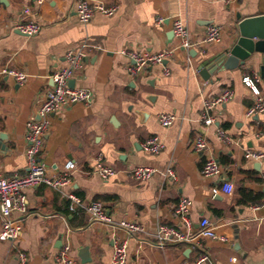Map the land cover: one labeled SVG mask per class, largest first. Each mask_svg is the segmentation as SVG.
I'll return each instance as SVG.
<instances>
[{
  "label": "crops",
  "instance_id": "0c3cea01",
  "mask_svg": "<svg viewBox=\"0 0 264 264\" xmlns=\"http://www.w3.org/2000/svg\"><path fill=\"white\" fill-rule=\"evenodd\" d=\"M37 1L0 0V69L27 75L21 85L0 77V133L7 136L0 141V177L25 174L27 124L38 119V107L53 86L50 76L66 65L65 54L84 45L86 57L69 86L89 91L92 102L49 117L41 165L49 177L67 161L77 170L61 189L41 185L23 191L28 214L13 216L22 227L15 246L29 264H57L55 256L65 245L77 264H111L114 239L127 241V264H197L204 255L203 264H264V159L245 157L246 151L264 150V112L246 116L255 97L242 82L258 76L256 87L264 96L262 55L207 80L200 75L203 61L232 47L240 20L264 16V0H84L117 8L113 16L96 13L85 24L76 16L83 0ZM174 20L196 42L209 26H218L221 41L178 49L172 60L132 76L130 54L176 46ZM24 23L38 25L39 32L21 34L15 27ZM226 89L233 92L231 100L206 111L205 102ZM160 115L174 121L163 127ZM204 116L214 123L205 127ZM197 134L207 142L203 156L191 148ZM153 136L163 144L158 154L141 147ZM97 156L114 177L104 180L92 170ZM204 157L217 161L219 176L201 175ZM136 167L155 172L136 182L129 176ZM223 182L233 185L231 195L222 191ZM70 194L83 205L101 203L110 224L90 221L82 208L70 211ZM180 200L190 203L187 227L174 213ZM203 218L218 226L227 242L200 236ZM122 222L139 224L143 233L128 235L116 228ZM1 224L0 219V229ZM159 227L188 240L161 245L155 237ZM14 253L11 243L0 239V264H16Z\"/></svg>",
  "mask_w": 264,
  "mask_h": 264
},
{
  "label": "built area",
  "instance_id": "2783aa9c",
  "mask_svg": "<svg viewBox=\"0 0 264 264\" xmlns=\"http://www.w3.org/2000/svg\"><path fill=\"white\" fill-rule=\"evenodd\" d=\"M44 0H38L41 4ZM117 8L115 6L105 7L102 4H91L86 1H81L76 8V16L80 23H88L92 17L99 13L104 17H111L115 14ZM27 13V11L25 12ZM157 23H161L162 19L158 18ZM15 29L23 35L34 36L40 27L33 23L18 24ZM172 34L176 42V46L172 49H167L158 53H142L130 54L132 66L129 72L132 76H136L149 66L161 65L166 61L173 59L175 51L178 49L189 50L198 44H217L221 41L222 29L218 26H209L206 29L204 37L200 41H194L190 38L186 26L179 20L172 22ZM88 45H84L81 49L69 51L65 54L64 60L66 65L52 73L50 76L53 81L52 88L46 92V95L38 107L36 112L37 120L27 124L26 142L27 148L25 152L26 158V172L23 175H14L11 177H0V239L11 243L15 251L14 257L16 264H29L27 256L16 248V242L21 233V225L13 216H25L28 214L27 200L23 191L26 189H33L41 185H45L52 189L58 190L70 183L72 174L77 170V166L72 161L64 163L62 169L54 177H49L46 174L45 168L41 165L39 159L43 150L44 136L49 128V117L51 114L59 112L67 106L75 104L90 105L92 96L91 93L84 89H75L69 86L75 72H77L83 64L86 57L85 49ZM96 47L95 50H99ZM168 71L165 70V73ZM0 77H11L17 84L21 85L27 81V75L24 72L17 70H8L6 68L0 69ZM245 87L249 88L254 95V104L247 109L246 116L251 117L264 112V96L257 89L256 85L259 83V78L256 75L251 77H244L242 80ZM233 92L229 89L223 90L217 97L205 102V110H213L216 106L226 104L231 100ZM174 121L172 115L158 116V122L163 127H168ZM214 123L211 116L203 117V125L205 127ZM218 136L225 138L223 132H219ZM226 139V138H225ZM143 151L150 154H158L163 149V144L159 137L153 136L148 138L142 145ZM192 150L203 156L207 150V142L201 134H197L191 144ZM245 157L253 160H263L264 150L260 152L246 151ZM92 170L98 174L102 179L114 177L116 172L105 166L99 156L95 158V165ZM154 170L148 167H136L130 170L129 176L136 182L147 181L154 174ZM221 168L216 160L211 157H204L201 168V175L204 178H213L219 176ZM233 185L230 182L222 183V191L231 195L233 192ZM70 201V211L76 208H82L87 213L89 220L92 222H99L103 224H110L109 218L99 202H93L88 205H83L80 200L74 195H67ZM190 203L187 200H180L174 210L175 215L180 221L189 226L187 213ZM200 236L219 242H227L225 235L218 232V226L212 224L207 218H203L200 223ZM116 228L122 229L130 236L138 233H143V228L137 223L122 222ZM159 244L168 242H181L188 240L183 234L177 232L175 229L167 227H159L155 235ZM69 247L63 246L55 256L57 264H77L69 255ZM207 256H201L197 264H203L207 261ZM111 264H127V241L113 240V250Z\"/></svg>",
  "mask_w": 264,
  "mask_h": 264
},
{
  "label": "water",
  "instance_id": "95a60500",
  "mask_svg": "<svg viewBox=\"0 0 264 264\" xmlns=\"http://www.w3.org/2000/svg\"><path fill=\"white\" fill-rule=\"evenodd\" d=\"M237 31L238 38L228 51L201 63L200 75L204 80L216 71L230 70L243 65L255 53L262 55L260 70L261 77L264 79V16L240 20L237 24ZM254 39H256L255 42ZM0 141L7 142V136L0 133Z\"/></svg>",
  "mask_w": 264,
  "mask_h": 264
}]
</instances>
